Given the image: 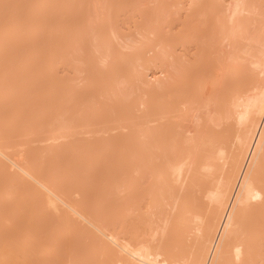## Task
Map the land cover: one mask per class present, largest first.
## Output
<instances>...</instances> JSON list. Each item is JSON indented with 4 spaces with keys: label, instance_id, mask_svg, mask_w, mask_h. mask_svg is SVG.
Here are the masks:
<instances>
[{
    "label": "rangeland",
    "instance_id": "374dc122",
    "mask_svg": "<svg viewBox=\"0 0 264 264\" xmlns=\"http://www.w3.org/2000/svg\"><path fill=\"white\" fill-rule=\"evenodd\" d=\"M14 1L13 0H10V1L0 0V30L3 31V29L5 28L10 30L11 26L12 25L14 26L13 23L17 21V23L15 22L16 23L15 26L19 29H17L16 31L17 32L20 31V34L23 31V35H21L22 38L21 36L19 37L15 36V40L13 38L14 42L16 41L15 44L20 45V48H19V45L17 47L15 46L16 49H14L13 51L19 48L18 51H15V52L20 51V53L17 55L18 56L21 55L20 57L22 60H19V58L18 59L16 58L15 60V58L11 57V59L8 58V61L9 59L11 60V62L13 60H15L14 62L18 60L17 63L21 61L23 65L21 63H18V64H14L13 62L9 63L7 60H6L7 61L6 63L9 64L11 71L12 69L16 71L15 74L17 76L19 75L17 73L20 72V70L16 66L19 67L21 65L22 67L21 70L23 69L24 71V72L21 71V73L24 74V76L20 74L19 78L21 79L22 77L21 79L22 82H24L23 80L25 79L24 78L26 74L25 71H28V72L32 71L30 69L34 70L35 68H38L40 70V71L39 70L37 71V69H35L37 74L35 73V71L30 72L31 73L30 75L34 73V75H37V77L39 76L38 80L40 76L43 75L42 71H44V69L47 70V68H50L48 69L50 70V74L48 73L49 77H47L49 79H47L46 77L40 78L41 79L40 83L36 78L35 79L32 78L34 77L33 75L32 77H30L29 75V77L32 78L30 82L32 80H33L32 82H34L33 84L32 82L31 83L29 82L30 84H32V85L30 84L28 85L32 88V89L30 88L31 90L27 89L30 91V92L28 91L29 95L27 94L26 90H25L26 92H24V90L22 91L21 89H19L22 91L21 93L20 91L16 89L19 95L21 93L22 97H23V93L26 94L24 96H27V97L29 96L28 97L29 101L24 102L26 103L23 109L24 112L21 111L24 103L21 104L19 102H23V100H26V99H23L24 97L17 99L19 100L18 103L20 104L19 105L17 103V106H21V107H18L19 115L17 116H20V119H18L19 118L18 117L17 122L20 123L21 117L23 118L22 119L23 124L21 122V126H19V129L21 130H19V132L17 131L18 129L17 124L19 123H15L16 125L11 127L12 128V131H11L10 126H12L14 122L13 123L11 122L12 123L11 125L10 121H8L7 118L4 119V117H8L10 120V117L8 116V112H10V110L13 113H16L18 111L14 112L15 111L13 110L14 107L12 108L9 105L11 107L10 108L8 106V104H12V103L9 102L7 104L6 101L7 102L9 101V99L7 98L5 99L6 101L3 99L5 102L3 101V103H1L2 105H5L3 109L4 108L5 110L7 108L10 109L9 111L6 110L7 114H5L6 112L5 110L1 109L2 105L0 104V107H1L0 111L3 110V113L2 112L1 113L3 114V116L4 114L7 115L3 117L1 114L0 116H2L4 121L5 120L8 121L6 122V126L9 124L8 125L9 128H8V127H5V123L3 121H0V122H3V123H0L1 125L0 129L3 127L4 131L8 130L7 132L10 131V133L12 134V135L8 134L5 137L4 135L7 133L6 132L3 135L4 137L3 142H0L2 143L0 145V149L3 148L2 150L5 152L4 153L1 150L4 156L0 155V160L1 158L3 159L1 160L2 165L0 166V167H3L1 169L3 170L1 172L3 173L2 176L4 178L7 176V175L4 176V171H6L5 174L7 172L9 173V175L11 174V176L14 174V178L18 176L17 179L15 178V180L17 181L19 179L18 180L19 183L21 180V184L24 181L22 179L26 178L25 180L27 182L30 181L29 183L31 184L29 185L27 184L29 187L25 185V187H27L26 188L27 190L30 188V185H33L34 187V191L32 193L30 192L31 188L28 190L30 193L24 190L25 187L23 190L19 189L21 184L20 186L17 185L18 186L17 188L15 186L11 187L13 184L11 183L9 185L10 182H13L14 184L15 183L17 184V182H15L14 179L11 178L10 176H8L9 180L6 182L7 185H3L4 184L3 182L2 186H0L2 188V189L0 188L1 189L0 212L2 213L0 215V241L3 242V240H5V242L8 241L9 243V235L11 238L13 234L14 240L12 243L10 241L9 245L10 246L14 245L12 246L14 249L10 248L9 250L10 251L12 250V252L15 251L14 254L17 253L16 254L17 256L19 254V257L22 259H27V256H30L29 264L31 263V261H33L31 260V257L33 259L34 256H35L34 261H33L34 264H62V263L64 264L65 261L67 262L70 259L69 257L71 256V253L72 254L75 253V255L73 254V256L71 257L72 259V258H75V256L79 255V254L76 255V253H79V251H80V254H82L81 252H83V254L79 256L81 257V259H78L79 261H77L76 263L79 262V264H83V263L87 264L88 260H89L88 264L97 263L96 259H94L95 257H97V254H95L96 252L95 247L97 248L100 240L101 242H103L102 239L105 240V242H108L106 238L99 235L98 232L95 231L94 229L90 228L91 224L75 216L68 208L63 207L65 210L63 208H62L63 210H61L60 209V207H62L61 204H60L61 206L58 205L59 203L57 204L59 207L55 206L57 207L56 208L57 211L56 209L52 208V206L47 203V200L51 199V196L48 195L49 193H47L46 191H44V189L39 188L37 185H35V183H33V180L21 174L18 168L13 166L10 163V161H15V162L17 161V163H19L21 159V163L19 165L27 167L26 164H28V166L30 165L29 163H27L28 158H31L35 161V164L37 163L36 164L37 166L39 165L38 166L39 168H38L35 164L31 163L36 166V170H37L36 172H34L35 170L32 168L34 167L33 165L32 166L30 165L31 167L29 166L31 170L32 169L34 170V171L32 170L34 173L39 174V172H43V173L45 172V174H40L45 177L46 173L52 175L51 173L52 171L56 174V176L59 175L56 177L58 180L55 179V174L54 176L48 175L49 177L51 178L54 177L55 179V180L54 179L51 180V178H48L49 181L46 182V184L50 183L51 181L54 182V183L51 182L52 183L51 191L57 192L55 190H58L59 188L62 190L61 187L63 186L64 188L65 186L63 191H60V192L58 191V192L60 193V195H62L63 200L69 205L72 204V201L76 202L77 200L81 204L80 200L83 199V202H82L83 205L81 204L83 207L81 206V209L85 208L86 210L83 209L85 212L88 210L87 212L89 213L92 208L97 207L96 209H94L95 211L93 209L91 210L92 212H94L93 214H91L92 212H90L91 216L89 214H85L86 216L88 215V217L90 216V218H93L92 216H94V214L96 213L100 214V212L98 211L101 209L100 208L101 206L103 207L105 206V208L107 207L106 212L102 211L101 209L102 211L101 217L103 218V220L109 219L107 218V216L109 215V217L113 219L112 220L113 223L111 221H107L108 223H106L107 224L106 226H108L109 228L106 227V229L108 231L111 230V232L113 233H119V234L122 233L121 232L122 230L120 231L119 229L120 225L118 224L120 222V219L122 220V217H121L122 211L121 212L119 211L120 205H118V204H121L119 202H121L120 200L122 197V195L120 196L119 194L120 192H118L119 191L118 189H120L121 191V188H123V184H122L123 182L120 183L123 179L121 177L124 174V172L123 174H121V171H124V168H122V165L124 166V163L129 161L133 156H136L137 154V150L135 149V147L137 146V143L136 141H134L136 140V133L138 131L137 128H140L143 125H146L147 123H148V126H151L153 124L152 118H148L150 116L146 118V116L148 115L147 113L148 110L151 111V109L155 110L156 108V107L154 108L151 105L153 104L155 106V103H152V102L156 97L159 96V94L156 91L157 87L154 84L155 83L158 84L159 81L161 82V80L164 81V78H166L167 75H170L172 71H176L175 69L172 70L173 68L171 69L170 66L168 67L166 65L168 68L165 66V64L167 63L166 61L168 59L169 60L172 59V58L170 59L168 56L167 57L165 56L167 55V53L164 52V50L166 49L165 51L168 52V55H169V51L173 52V54L175 53L174 56H172V54L170 53L171 57H173L174 62H175L174 57H176L175 59L176 60L178 59L177 61L179 63L180 62L182 63V65L180 64V66H182V69H180L181 67L178 68L179 63L177 61H176L177 63L176 62L174 63V65L176 64L178 65L176 67L177 73L179 74L178 70H180L181 72L179 75L177 74L178 76L176 74L175 76L181 82V83L180 82L178 83L177 87H179V85L182 86L183 89L179 88V90L180 92L184 91L185 93L184 92L181 93L180 94L181 97L178 96L180 99L182 98V100L176 99L175 101L174 98H176L177 96L170 98V100H167L169 101V103H171V104L167 103L170 105L168 106L170 107L169 109L170 112H168V114L169 113L170 114L174 113V114L168 115V116L166 115L165 121L164 119L159 121L161 124L160 126H163L164 127L163 129L165 130H162V129L160 130L163 135L162 138L160 139L161 141L160 140H158L159 142L157 141L160 145L158 143H154V145L151 148V152H153V156H154L153 158L154 159L157 158V161L159 162L162 161L163 159L162 157H164V159L166 158L170 160V162L173 165L175 161L177 164H181L183 168L182 175L177 181V176L174 175L171 170L165 169V168H168L166 165H164L163 167V165L162 166L159 165L161 162L159 163L156 161L155 162L156 166L154 164V167H152L154 168V172L152 171V168L149 171L151 173V176L154 175L153 177H155L156 180L159 179L161 182L153 180L154 178H152L151 176H148L149 174H146L145 175L146 177L143 176L141 178V176H137V179L135 178L136 180L135 186L137 184L138 185L136 186V188L133 185L131 187L134 191L138 189L136 192H138L140 188L143 189V186L152 185L151 186L152 188L156 187V185L154 184L155 183L154 181H156L157 184L159 183L158 190L161 189L162 191V188H160V186H162L161 184L165 185L163 186L164 187L163 189H165V191L164 193L162 192L163 200H161L162 198L160 197L161 199H156L154 202L156 203L157 206L155 205V209H154L155 217L153 215V218L148 216L147 209L145 210L146 208V205L144 204L145 202H141L142 200L139 201L138 196L133 197L135 195H134V191L131 192L132 191L131 187H130L131 190H128L129 192L127 191V193H130V192L131 194L133 193L132 195L130 194V196L133 199L129 197L131 198L129 200L130 202L128 201V199L127 201L129 202V204L131 203L130 204L131 206L134 205L133 207L135 208L134 210L135 212H133L134 216L132 217L135 219V222L137 221L136 223L133 222L135 225L132 224L131 229L134 228L133 232L136 230L135 231L136 233L134 232L135 235L137 234V230L143 233V237H142V233H140L141 234L140 235L138 232L136 240L138 241L142 239L148 240L150 245L152 244L153 246H155V243L158 242L156 239L158 238L154 239L155 241L150 238L151 232L149 230L150 229L152 230L154 226H156V225L152 226V223L153 222H154L153 224L157 223L159 219V222H158L159 224L157 225L162 226L163 222H165L167 217L172 213V210L174 212L175 207H172V206L178 205L177 206L178 208H175V209L181 210V206L182 205L184 206V204L181 205L180 203L186 201L185 196L192 194V196L195 197L199 195V192L196 191L197 188L195 187L204 178L203 173H199V171L201 172L200 166L202 162H204L205 152L207 149H209L207 148L209 147V144H210L209 141L211 142L213 140L211 139L212 136L214 137L216 135H219V133L221 134L224 133L223 131L227 128L226 126L229 124V121H230V120L226 121V119H222L225 113L229 111L226 109L227 107H225V105L227 106L228 104V109L230 108L229 103L231 102L230 99H232L230 95L232 96L234 95V92L236 93L235 85L237 84V82H239L240 77L243 78V74L245 75H247L246 73L251 74L252 72L251 70H254V69H251V67L252 68L254 67L250 59L251 55H253V52L250 55L249 54L250 51L246 50V49H249L248 45H251L253 47V45L257 43V45H254V46L259 47L260 48L259 50H262V51L264 49L263 46L260 47L261 38L259 42L250 40V38L252 39L257 38L258 37L257 34L260 32L258 31V33L256 34L257 37H255L254 33L257 31L254 32V29H257V26L260 23L259 20H260L261 14L259 13H261V11L264 9V7H262L264 6V0L262 1L258 0L259 1L258 6L261 4L260 7L255 6L257 5V0H246L248 4L246 2L245 4H247L248 7L245 6V8H248L249 10H251L252 8L254 10L255 7H257L255 11H258V13L252 12L253 10H251V13L249 12L246 13L247 10L244 13L242 12L243 14L241 16L239 15L240 16L239 19L237 17L238 22L240 24L239 28H238V25L235 24L236 27L233 29V33L235 31L237 35L233 34L231 37H229L231 35V32H230V34L227 36L229 38L226 37L227 39L222 38L223 36H219V34L217 33L218 32L217 28H219L218 24L220 20L219 22H217L218 21L217 20L214 23L213 21L215 20V16H216V19L221 18L222 20L221 23L225 22L223 25H226V27L225 26L224 27L227 30H228L227 26L229 27L230 25L231 26L233 25L231 23L227 25V23H229L228 22L229 12H226V10L228 9L227 6L229 7V5L232 3V0H222V2L220 0L221 4H219V2L217 3V1L219 0H216V1L208 0L207 3L209 6H211V9L213 8V6L215 7V9L211 11L213 13L215 11L218 13L216 14L215 12L214 14L212 13L213 15L210 14V18H211L210 24L202 23L203 26L202 25L200 26L201 23L198 22V21L204 20L203 17H198V18L194 17L196 19L191 17L192 16L191 13L193 10V7L191 8V6L193 5L192 3L193 0L192 2L191 0H101V1L98 0L99 2H101L99 5L103 4L102 6H98L99 2L97 3V0H45V4H46L45 9L47 10L43 9L44 11L40 10L45 6V4L41 3L44 0L43 1L40 0V2L39 0H24V1L22 0L23 3L20 0H18L20 3H18L17 0H14ZM212 2H214L215 4H212ZM40 3L44 6H41ZM21 4L23 5V7L21 6ZM18 5H19V8L17 7ZM20 7H22L21 10H18L20 9ZM41 11L43 12L47 11L46 12L47 15L43 13V17L40 16L43 19H40V21L38 20L39 21L38 23L37 19H39L40 17L39 15L37 16V14L39 13L41 15ZM262 13L264 14V10L262 11ZM44 17H48V20L45 19ZM257 19L259 20L257 21ZM42 20H47V22H45L47 24H45ZM196 20H197L198 25H196ZM19 22L20 23L22 22L21 23L22 26L20 25ZM34 22H37V24L39 25L37 27H39L40 29L42 26L44 27V29L46 28V32L43 29V27L41 29L42 32L39 31V29L34 30L33 27H35L34 25H36V23ZM40 22H42V25L40 24ZM257 22L259 23L256 24ZM215 23L216 24L218 23L217 27ZM221 23L219 25H221ZM43 24H45L46 26ZM194 24L197 26V29L199 30H196V35L198 36L194 37V40H193L191 36L192 34L191 30L193 29ZM204 24L207 25V27H205L206 29H208V25H210L209 30H206L204 28ZM30 26H32V28H30ZM213 27H215L216 29ZM15 29L12 28L11 29L12 31L10 30L9 32L8 30L6 31L4 30V32L0 31L3 34V36L6 37L5 45L7 46H4L3 43L2 45L5 47V49H9V50H6L8 51L6 52V54L7 55L10 54L9 57L13 55L16 56V53L14 54V52H10V49L12 48L14 44L12 43L13 40H10V38L12 39V37H14V34L19 35V33L17 34L14 32ZM215 30H217V32ZM203 31L204 32L207 31V33L205 32L204 34ZM112 32H113V35H112ZM185 32L187 35H184ZM197 32H199V34ZM115 33L117 34V36L115 35ZM216 33L217 35H215ZM201 34H203V37ZM189 35H190L189 38H191L192 40L191 39L188 40L189 39L188 37H187L188 39L186 38V36H189ZM210 35L214 37L211 38ZM3 36H1L0 42L1 41L4 42L3 39L5 38H3ZM207 36H209V38L211 39H208ZM218 36L220 39H218ZM233 36L235 37L233 38ZM184 37L186 38L188 42L184 39ZM18 38L20 40L17 42L16 39ZM199 40H200V43H199ZM253 42L255 43L253 44ZM197 43H199L200 45L199 44L197 45ZM178 44L181 46H179ZM2 45L0 43V51H5L3 50ZM174 45H177V46L174 47ZM42 46H43V49L45 47L47 51L44 50V52H42L43 51L41 49ZM182 46H184L185 49ZM245 46H247V48ZM169 47H171L172 49H170ZM257 47L256 49L255 47H253L254 48L253 51H256ZM168 48H169V51H168ZM182 51L184 52V54ZM45 52L47 56L46 54L44 55ZM2 53L4 52H1L0 54ZM180 53L183 56H181ZM41 54L43 57L46 56L48 58V61H49V64H48L49 66L47 65L48 67L44 63L46 61L41 56ZM7 55H5L4 53V56L3 55L2 56L7 58ZM3 57H0V58H2V60L4 61L5 59H3ZM248 59H249V62H248ZM2 60L0 59V62ZM161 60H163L164 62ZM169 63L170 62H168L167 64L169 65ZM1 64H5V63H1ZM1 66L3 65H0V67ZM12 66L16 67L18 71L16 70V68H13ZM40 67L42 68L45 67V68L42 70ZM1 68L2 69L4 68L3 70L6 69L5 71H7L8 65H7V68L6 66H3ZM169 68L172 71L168 70ZM4 72L1 73V75L4 76ZM9 72H8V75L6 74L5 77L7 76L10 78L12 77L11 72L10 73ZM28 72L27 74H29ZM38 72H41L42 75L40 73L38 74ZM165 73H167V75ZM48 74L47 75L45 74V75L48 76ZM16 75L13 74V76H16ZM171 76H174V75H170L168 77H171ZM5 77H3V79H5ZM17 78L18 77H16L15 79L13 78L14 79L13 82L15 83L19 82L18 84H20V80L18 79L19 80L18 81ZM6 79H5V83L10 85V82H12V78L11 80L9 79L10 81L8 80L9 83L6 82ZM2 80H0V84L3 82V84L1 85L5 86V83ZM26 80L24 83H22V84H25V87L23 86L25 89H26V85L28 82ZM36 82L37 84H35ZM142 82L143 84H146L147 82V85H146L147 88L146 86L142 84ZM48 83L55 84L53 85L54 90L53 88H49L48 90V86L46 87L47 88L46 91L43 90L45 89L44 86ZM56 83L60 86V88H58V91L56 90V87H57ZM22 84L19 87H22ZM34 84L36 85L37 89L36 88L33 89L32 86ZM38 84L39 86H37ZM42 85L44 88L42 87ZM48 85L50 86V84ZM10 86L9 87L5 86L4 87L5 91L3 88H2L3 90L0 89V94H2L0 95V97L3 98V96L7 97L10 95V98H12L11 95H13L14 97V95L17 94L16 97H14V99L17 98L18 93L16 92V90H14L16 93L14 92L12 94L9 93ZM143 86L145 89H143ZM50 87H52V84ZM233 87L234 89L232 90ZM15 88L13 87V89ZM40 88L41 89L43 88V89L41 90ZM33 90H34V94L36 92L38 93L39 90H40L39 91L40 93H38L39 94L38 100L35 99L37 101L36 103L33 104V107H29V105L32 103L31 100L32 99L34 100V96L38 95V94L32 95ZM179 90H178V93H179ZM2 91L3 93H1ZM12 91L10 90V92ZM6 93H9V95ZM69 94H72V95L69 96ZM152 95H154L155 97H152ZM36 96L35 98H37ZM149 97L150 99L147 100V98ZM171 99L174 100V103H172ZM10 100L14 101L13 98ZM146 100H147V104L144 103L145 105H143V102H146ZM180 101H182V103ZM184 101L187 104H185ZM188 101H191V102L188 103ZM14 102L12 106H16ZM149 102H151V104ZM190 103L192 104L190 105ZM180 104H181V107L179 108ZM176 106H178V109L176 108ZM185 106H187V108H185ZM25 108H28V109L26 110ZM185 109L186 111L188 110V113H186ZM174 111L175 112L179 111L180 114H177ZM223 111H225V113H223ZM143 112L145 114H143ZM63 115H65V117ZM61 116H63L61 118L62 123L64 120L65 121L67 120L66 121L67 123L65 122L64 123L66 124L65 128L67 127L66 129L68 130L64 128H63L64 130L61 129L62 127H60V123H59L61 122L60 120ZM11 117L13 116L11 115ZM141 117H142V120L140 119ZM46 119H50L51 121L47 120V122L48 121L50 122L49 123L46 122L44 124L43 122ZM217 119L225 120L226 122L222 123L221 120L218 122ZM68 121H69V125H68ZM55 122H56V125H55ZM159 122L157 123V125L159 124ZM161 122L163 123V125ZM196 122H199V123L197 124ZM216 123L217 125H215ZM218 123L219 125L220 124L221 125L219 126ZM231 123L233 122L230 121V125ZM46 124H48V126H46ZM138 124H142V125L141 126L139 125L138 127ZM196 124H197V128H196ZM223 124L225 125L224 127H226L225 129L223 128ZM198 125H199V129H198ZM15 126H16L15 128L16 130L13 129ZM194 126H195V129L197 130L193 128ZM59 127H60V130L55 131V129ZM3 128L1 130H3ZM1 130H0V134L3 133L1 132ZM13 130L15 131L13 132ZM22 130H26L27 132H23ZM69 130H72V131L71 133H66V138H65L64 134L66 131L68 132ZM191 131L192 132L195 131V132L191 133ZM56 132L59 138L58 136H55L56 138H54V135H56ZM62 135H64V138ZM60 137L63 139H60ZM205 142L209 143L208 146L205 145ZM21 143H22V146L26 145L25 149L29 153L28 154L29 157L27 156V154L26 155L24 154L25 149H21V145H20ZM154 147L156 150H158V152L154 151ZM23 156L25 157L27 156V158L23 159L24 158ZM17 157H19V159ZM172 158L175 161H173ZM202 158H203V161L201 160ZM22 160H24L26 163L23 162ZM122 162L124 163L122 164ZM40 163L42 164L40 165ZM157 166L158 168H160V170L156 168ZM29 167L27 169H29ZM45 167L47 168V170H41V171L39 170L41 168L46 169ZM48 169L50 171H48ZM163 169L166 170V172L165 170L164 172L163 171L161 172L164 174V176L162 174L159 175V171ZM155 172L159 175V177L157 175L158 179L155 176ZM40 175L37 176V174H35L34 176L40 177ZM48 176L46 175V177ZM59 177H64V182L66 180V182L69 185V186L67 185L68 188H66V184H67L66 182H65V185L64 184L63 185L61 184L62 186L59 185L61 182L60 179H62ZM163 177L166 178V179L165 178L163 179L165 184L161 180ZM5 179H7V177ZM140 179H142V181H144L146 184L145 183L142 184V181H141V184L139 186ZM150 179L153 181H151ZM119 180L121 181L119 182ZM26 181L24 184H26ZM137 181L139 183H137ZM54 184L57 187L54 188ZM119 184H122L121 185L122 187ZM3 186H6V187H3ZM14 187L18 190H22L18 192V194L20 193L19 196H17L18 195L16 193L17 190H15ZM47 187H50L49 184L47 185ZM51 187L49 189H51ZM35 189L37 190L36 192H35ZM4 191H6V193ZM27 192L29 195L33 194L34 196L30 195L31 197H28L27 195H25V193ZM62 192L65 194L64 195L61 194ZM41 194L44 197L43 199L40 198L42 196ZM14 195L15 197H13ZM64 197L67 200L69 199L68 200L69 202L65 200ZM41 199L42 201L39 202L40 204L39 203L36 204L37 201ZM70 200H71V203H70ZM135 200H137L138 203H141V204H135L137 203V201ZM75 202L73 203L75 204ZM41 203H45V204L42 205ZM142 203L144 206L142 205ZM15 205H17V208H15L16 207ZM77 205H75L76 207L74 205L72 206H74V208L77 209L79 208ZM39 206H43V207L40 208ZM139 206H140V209H138ZM15 209H20V213L22 214L19 215L20 213L18 212L19 211L18 210L17 216L8 218L6 216L7 214L6 212H9L10 214V212L12 211V213L14 212L13 215L14 214L16 215L17 212L15 213L14 211ZM45 209H48V211L47 210L45 211ZM58 209L61 212L64 211L63 216H59L60 214L62 215V213H60ZM97 209L98 211H96ZM66 211L69 214L70 213L71 214L69 215L67 213L66 215ZM143 212L144 214H147V215H144ZM56 214L59 217L58 218L56 216L58 219L55 218ZM103 215L105 218L103 217ZM65 216L71 219L70 222L68 219V222L70 223L69 225L67 224L68 222ZM170 216L168 218H170ZM76 217L80 220H78ZM98 217L96 218L98 221H100ZM147 217L150 218L149 222H147L148 221ZM102 218L99 224H102V221H103ZM64 219L66 221V222L64 221L65 224L63 222ZM116 219L117 221L115 223L114 220ZM138 219L140 220L139 222H138ZM145 220H146L145 223H148L147 225L149 226H145V224L143 223ZM58 221L60 223H58ZM94 221L95 220H93V222ZM132 221L134 220H131V222ZM150 222L151 224H149ZM120 223H121V226H123L122 221ZM56 224L63 225V227L59 225V228L61 226L63 229L62 234L60 232V236L58 234L59 233L58 231L62 229H59V228L57 229ZM64 225L67 227H65ZM70 225L72 226L71 229L74 227H77V231H76V228L74 229L75 231L74 230L70 231V233L72 232L75 234L71 233L72 235L68 236L69 240L67 239L64 240V237H65L64 234H66V231H67V235H68L69 233L68 226ZM11 226L12 227L14 226V230L17 232L14 231L16 233L15 234L12 231V233L11 234L9 233L8 235L7 233L9 232L8 229L10 228V232L11 230H13ZM138 226L140 228H138ZM103 227L105 228V225ZM141 227L144 229H141ZM179 227L180 226H178V228ZM26 229H29L30 231L28 230L27 232ZM122 229L125 231L124 227H122ZM114 230L115 231L117 230V232H115ZM174 230L177 231L178 229L175 228ZM35 231H36V234L39 236L38 238L35 235L34 238L37 237V240H34L33 238H31L30 235L26 236L29 233L31 234V232H32V235L34 236ZM124 231H123V234L120 235L121 238L122 236L123 238L127 237V233L124 236ZM130 231L131 233H133L132 230ZM24 232H26L27 234H24ZM22 235L23 236L25 235V237L23 238ZM67 235L65 238H67ZM139 236L140 238L137 239ZM21 237L23 238V240H21ZM27 239L29 240L27 241L28 245L22 242V241L25 242ZM30 240L33 242H31ZM1 242H0V245L2 244L1 245L2 248L6 245L4 249H8L9 245H7V242L5 243V245ZM28 242L29 243L31 242L30 244L34 246H31ZM35 242H38V244H36ZM97 242H98V245H97ZM101 242L100 244H102ZM108 244L110 243L108 242ZM108 244L105 243V245H108ZM24 246L27 247L25 251H24L25 249ZM28 248H29L30 253H32L31 255H28L30 254L28 251ZM165 248L163 246L164 250L162 251H167V246H165ZM32 249H34V255H33V252H31ZM72 249L74 252H71ZM75 249H77L78 251ZM26 251L27 253H25ZM66 251L69 252L70 256L66 257V255H69V254H65L67 253ZM0 252H2L3 254L4 250ZM20 252L23 254H21ZM24 253L27 256H25ZM16 255L15 257H17ZM83 255H85L86 257L85 256L83 257ZM64 256L68 259H64ZM87 256L89 259L87 258ZM59 257L60 259H64V260L58 261ZM13 259H16V258H13ZM81 260H82V263H80ZM15 261L17 262V260H13V261L11 260V262H14L13 264H16ZM93 261L95 262L93 263Z\"/></svg>",
    "mask_w": 264,
    "mask_h": 264
},
{
    "label": "bare ground",
    "instance_id": "6f19581e",
    "mask_svg": "<svg viewBox=\"0 0 264 264\" xmlns=\"http://www.w3.org/2000/svg\"><path fill=\"white\" fill-rule=\"evenodd\" d=\"M8 1H10V0H8ZM14 1V0H13ZM18 1V0H17ZM20 1H22V0H20ZM24 1V0H23ZM23 1H22V3H23ZM43 1V0H42ZM101 1V0H100ZM213 1V0H212ZM216 1V0H215ZM214 1V2H215ZM262 1V0H261ZM12 2V1H11ZM15 2V1H14ZM38 2V1H37ZM39 2H40V0H39ZM47 2V1H46ZM99 1L97 0V3H98ZM191 2H192V0H191ZM208 0H193V5L191 6V8L193 7V10H192V16L191 17H203L204 18V20H201V21H203V22H201V21H198V22H200L201 24H200V26L202 25L203 26V24L202 23H205V24H210V21H211V18H210V14H212L213 12L211 11V10H214L215 9V7L213 6V8L211 9V6H209L208 5ZM211 2V1H210ZM214 2H212V4H215ZM219 2V4H221L220 3V0L219 1H217V3ZM221 2H222V0H221ZM223 2H225V1H223ZM245 2H246V0H232V3L229 5V4H227V5H229V7L227 6V10H226V8H225V10H226V12H229L228 14H229V23H227V25H229L230 23L231 24H233L232 26L230 25L229 27L227 26V28H228V30L225 28L226 27V25H223L224 23H221L222 22V20H221V18L219 19V18H217L216 19V16H215V20L213 21V23L214 22H216L217 20V22H219V20H220V22H219V24L221 23V25H219L218 23V26H219V28H217L218 29V32H217V30H215L218 34H219V36H223L222 38H224V39H227V38H229V37H231L233 34H235V35H237L236 34V32L234 31V33H233V29L236 27L235 26V24H237L238 25V28H239V22H238V19H239V17L247 10V12L246 13H251V10H253L252 8H251V10H249L248 8H245V6H247L248 7V3L247 4H245ZM259 1L257 0V5H255V6H258V3ZM16 3V2H15ZM18 3H20L19 1H18ZM41 3H43V4H45V0L43 1V2H41ZM40 3V4H41ZM101 2H99L98 3V6H102L103 4H101V5H99ZM39 4V3H38ZM211 4V5H212ZM13 5V4H12ZM15 5V4H14ZM261 5V4H260ZM260 5L258 6V7H260ZM21 6L23 7V5L21 4ZM41 6H44V5H42L41 4ZM40 6V7H41ZM14 7H16V6H14ZM13 7V8H14ZM18 8H19V5L17 6ZM22 7H20V9H18V10H21V8ZM262 7H264V6H262ZM46 8V4H45V6L42 8V9H40V10H47V9H45ZM250 8V7H249ZM256 8L257 7H255V9L252 11V12H257L258 13V11H255L256 10ZM15 9V8H14ZM102 9V8H101ZM223 9V8H222ZM43 10V11H44ZM259 10V9H258ZM264 10V9H263ZM262 10V11H263ZM43 11H41V15L38 13L37 14V16L39 15V17L41 16V17H43V13H45L46 14V12H43ZM218 11V10H217ZM262 11H261V13H259V14H261V17H260V20L259 19H257V21L259 20V22H257L256 24H258V26H257V29H254V32L255 31H257V32H255L254 34H255V37H257V38H254V39H252V38H250V40H254V41H260V38H261V44L260 43H258V44H260V47H262L263 46V48H264V45H263V43H264V14L262 13ZM40 12V11H39ZM216 12V11H215ZM214 12V13H215ZM223 12V11H222ZM225 12V13H226ZM243 12V13H242ZM213 13V14H214ZM218 12H216V14H217ZM212 14V15H213ZM215 14V15H216ZM47 15V14H46ZM240 15V16H239ZM258 15V14H257ZM39 18V19H37V17H36V19H37V21L39 20L40 21V19H43V18ZM237 17H238V19H237ZM45 19H47L48 20V17H44ZM189 18V17H188ZM259 18V17H258ZM194 19H196V18H194ZM193 19V20H194ZM47 20H42L44 23L45 22H47ZM236 20V21H235ZM39 21H38V23H39ZM16 23H17V21H15ZM13 23L14 24V26L16 25V23ZM193 22V21H192ZM208 22V23H207ZM235 22V23H234ZM20 23V22H19ZM22 23V22H21ZM21 23H20V25H21ZM34 23H36V25H34L35 27H33V29L34 30H38L39 29V31H41L42 32V27H41V29L39 28V27H37V26H39L38 24H37V22H34ZM191 23V22H190ZM194 23V22H193ZM192 23V24H193ZM40 24L42 25V22H40ZM45 24H47V23H45ZM45 24H43V25H45ZM188 24H189V22H188ZM191 24V25H192ZM204 24V28L205 27H207V25H205ZM216 24V23H215ZM217 24H216V27H217ZM254 24H255V22H254ZM261 24V25H260ZM196 25H198V23H197V20H196ZM195 24H194V26H193V29L191 30V36H192V38H193V40H194V37H196V36H198V35H196V30H199V29H197V26H196ZM260 25V26H259ZM13 26V25H12ZM11 26V28H10V30L13 28V29H15V33H19V35H16V34H14V37H12V36H10V37H12V39L10 38V40H13V38H14V40H15V36H21V35H23V31L21 32V34H20V31H16L17 29H19V28H17L16 26H15V28H14V26L12 27ZM22 26V25H21ZM20 26V27H21ZM46 26V25H45ZM215 26V25H214ZM225 26V27H224ZM10 27V26H9ZM19 27V26H18ZM8 28V27H7ZM30 28H32V26H30ZM35 28H37V29H35ZM200 28V27H199ZM209 28H210V25H208V29H206V30H209ZM213 28H215V27H213ZM32 29V30H33ZM43 29H44V27H43ZM216 29V28H215ZM4 30L6 31V30H8V32L10 31L9 29H3V31L2 30H0V31H2V32H4ZM31 30V31H32ZM33 30V31H34ZM45 30V32H46V28L44 29ZM43 30V31H44ZM12 31V30H11ZM190 31V30H189ZM252 31H253V29H252ZM258 31H260L259 33H258ZM25 32V31H24ZM44 32V33H45ZM200 32V31H199ZM199 32H197L198 34H199ZM206 33H207V31H205ZM205 32L203 31V33L205 34ZM230 32H231V35L229 36V37H227L229 34H230ZM189 33V32H188ZM202 33V32H201ZM214 33V32H213ZM217 33L215 34V35H217ZM260 34V35H258V34ZM2 33L0 32V38H1V36H3V34L1 35ZM5 34H6V32H5ZM11 34V33H10ZM12 34H13V32H12ZM11 34V35H12ZM183 34V33H182ZM212 34V33H211ZM256 34H257V36H256ZM7 35H8V33H7ZM112 35H113V32H112ZM111 35V36H112ZM115 35L117 36V34L115 33ZM184 35H187L186 34V32H185V34ZM202 35V37H203V34H201ZM200 35V36H201ZM6 36V35H5ZM199 36V37H200ZM211 36V35H210ZM219 36H218V39H220L219 38ZM9 37V36H8ZM8 37H7V39H8ZM189 38L190 37V35L189 36H186V38ZM212 37H214V36H211V38ZM227 37V38H226ZM235 36H233V38H234ZM3 38H5V39H3L4 40V42L3 41H1L0 43H1V45H2V43H3V45L4 46H7V45H5V41H6V37H4L3 36ZM21 38H22V36H21ZM186 38L184 37V39L186 40ZM187 38V39H188ZM207 38L208 39H211V38H209V36H207ZM191 38H189L188 40H190ZM199 39H201V38H199ZM217 39V38H216ZM259 39V40H258ZM1 40V39H0ZM14 40L12 41V43H16V41L14 42ZM17 40V42L20 40L19 38L18 39H16ZM192 40V39H191ZM203 40V39H202ZM204 40H205V38H204ZM187 41V40H186ZM195 41H196V39H195ZM8 42V41H7ZM6 42V43H7ZM188 42V41H187ZM192 42V41H191ZM191 42H189V43H191ZM20 43H21V41H20ZM180 43V42H179ZM199 43H200V40H199ZM199 43H197V45L199 44ZM255 42H253V44H254ZM13 44V46H12V51H11V49H10V52H14V54L16 53V56H14L12 53V55L13 56H10L9 57V55H7L6 54V52H8V51H6V50H9V49H5V47L3 46V50H5V51H0V53L1 52H4L5 53V55H7V58L6 57H3L4 56V53H2V54H0L1 56L0 57H3V59H5L4 61L2 60V58H0L2 61L0 62V65H3V66H6V68H7V65H8V68H7V71H5V70H3L1 67H3V66H1L0 67V78H2L3 79V77H5L6 76V74L8 75V72L10 71L11 72V75H12V82H10V85H8L7 83H5V79L6 78H8V79H6V82H8L9 83V81L11 80V78L10 77H5V79H0V80H2V81H4V83H5V86H10V90L12 91V92H10V90H9V93L10 94H12L13 92L14 93H18V91H20L21 93H22V91L24 90V92H26L27 91V94L29 95V93H28V91L29 90H31L32 88L30 87V86H28L31 82H30V80L32 79V78H36L37 80H38V77H37V75H34V73H32V75L34 76V77H32V75H30L31 73L30 72H34L35 71V73L37 74V72H36V70L35 69H37V71L39 70L38 68H35L34 70L33 69H30V70H32V71H30V72H28V71H25V79L23 80L24 82H25V80L26 81H28L27 82V85H26V89L24 88L25 87V84H22V83H24V82H22V77H21V79L19 78V76H20V74L22 75V76H24V74H22L21 73V71H23V69L21 70V65L18 67V66H16L19 70H20V72H18L17 74H19L18 76L15 74V72L16 71H14L13 69H12V71L10 70V67H9V64L8 63H6L7 61H8V58H10L11 59V57L12 58H15V60H16V58L18 59L19 58V60H22L21 59V55L20 56H18L17 54H19L20 53V51L19 52H15V51H18V49L20 48V45L19 44H15L14 45ZM202 44V43H201ZM252 44V45H253ZM19 45V48H17V50H15V51H13L14 49H16V47ZM179 45V44H178ZM200 45V44H199ZM254 45H257V43L256 44H254ZM253 45V47H255V49H256V47L257 46H254ZM16 46V47H15ZM175 46H177V45H174V47ZM179 46H181V45H179ZM249 46V49H246V50H249L250 51V55H251V53L253 52V55H251V57H250V59H251V62H252V64H253V67L254 68H252L251 67V69H254V70H249L250 72H251V74H248V73H246L247 75H245V74H243V78H241L240 77V80H239V82H237V84L235 85V83H234V85L236 86L235 87V91H236V93L234 92V95H230V97L232 98V99H230L231 100V102L229 103V105H230V108L228 109V104H227V106L225 105V107H227L226 109L227 110H229V111H227L226 113H225V111H223V113H225V115H224V117L222 118V119H226V121H232L233 123H231V125H230V121H229V124L226 126V127H224L225 125L223 124V128L225 129L223 132L224 133H219V135H216V136H212L211 137V139H213L211 142L209 141V143H207V142H205V145H207L208 146V144H209V147H207V148H209V149H207L206 150V152H205V156H204V162H202L203 161V158L201 159L202 161V164H201V166H200V170H201V172L199 171V173H203V180L202 181H200V183L199 184H197V186L195 187V188H197V192H199V195L198 194H196V195H198V196H195V197H193L192 196V194L191 195H188V196H185V199H186V201H184L183 199V201L184 202H181L180 204L182 205V204H184V206L182 205H180L181 206V210H176L175 208H178L177 206H172V207H175L174 208V212H173V210H172V213H173V215H172V213L170 214V215H172V216H170V218H168L167 217V219H166V221L165 222H163V225L162 226H158L157 224H159L158 222H159V219H158V222L157 223H155V224H153L154 222V220L157 218H155L152 222V226L153 225H156V226H154V228L151 230H149L151 233V235H150V238L151 239H156V238H158V239H156L158 242L157 243H155V246H153L152 244L150 245V243H149V241L148 240H136V237H137V235H138V232H139V230H137V234L135 235V233L133 232V229H131L132 227H131V225L132 224H134L133 222H135V219L132 217V216H134V213L133 212H135L134 210H135V208L133 207L134 205H130L129 204V200L132 198L131 196H130V194H131V192H133L134 190L132 189V185L136 188V186L138 185L137 183H139L138 181H137V185L135 186V178L137 179V176H141V178L143 177V176H145L146 174H149L148 176H151V173H150V171L149 170H151V168L152 167H154V164H155V166H156V161H157V158H153L154 156H153V152H151V148H152V146L154 145V143H158L159 141L158 140H160L161 138H162V133H161V129L162 130H165V129H163L164 127L163 126H160L161 124H160V122L159 121H161L162 119H164V121H165V117H166V115L168 116V115H172V114H174V113H172V114H168V112H170L169 111V109H170V107H168V106H170L169 104H171V103H169V101H167V100H170V98H172V97H176V98H174L175 99V101H176V99H178V100H182V98L180 99L179 97H181V93H183L184 91H182V92H180V90H179V88L180 89H183V87L182 86H180L179 85V87H177L178 86V83L180 82L177 78H176V76H175V74L177 75L178 73H177V64L176 65H174V63L178 60H176L175 58L176 57H174V60H175V62L173 61V57H171V55H170V53L172 54V56H174V54H173V52H171V51H169V48L170 49H172L171 47H169L168 48V51H169V55H168V52L167 51H165L164 49V52H166L167 53V55H165L166 57L168 56L171 60H169L168 58V60L166 61L167 63L168 62H170L169 63V65L166 63L165 64V66L167 65L168 67L170 66L171 67V69L172 70H176V71H172L170 68L168 69V70H171L170 72H171V74L170 73H168V74H170V75H174V76H171V77H168V76H170V75H167V73H165L166 75H167V77L166 78H164V81L163 80H161V82L159 81V83H158V81H157V83L158 84H154L156 87H157V93L159 94V96L158 97H156L154 100H153V102L152 103H155V106L153 105V104H151V102H149L154 108H155V110H153V109H151V111L150 110H148L147 111V113H148V115L146 116V118L148 117V116H150V117H148V118H152V122H153V124L151 125V126H148V123L146 124V125H143L142 127H140V128H137L138 129V131H137V133H136V140H134V141H136V143H137V146L135 147V149L137 150V154H136V156H133L129 161H127L126 163H124V162H122V164L124 163V166L122 165V168H124V171H121V174H123V172H124V174L122 175V177L121 178H123L122 179V181L121 180H119V182L120 183H122L123 184V188H121V191H120V189H118L119 191L118 192H120L119 194H120V196L122 195V197H121V202H119V203H121V204H118V205H120V212L122 213V220L120 219V222L122 221V225L123 226H121V223L119 222L118 224L120 225L119 226V229H120V231L122 232V233H113V232H111V230L110 231H108L107 229H106V227H108V226H106L107 224L106 223H108L107 221H111L112 222V220L113 219H111L110 217H109V215L107 216V218H109V219H104L103 220V218L101 217V213H102V211H107V207L105 208V206L103 207V206H99L101 209H102V211H101V209L98 211V209L96 210V211H98V212H100V214L99 213H96V214H94V216H92L93 218H90V212H92L91 210L93 209H96L97 207H95V208H92L91 210H90V212L88 213L87 211V213L83 210V209H85V208H82L81 209V206L83 205V199L82 200H80L81 201V204H80V202L78 203L77 201V203H78V205H77V203L75 202V201H72V204H68V203H66L64 200H63V197H62V195H60V191H63V189L65 188V186H64V188H63V184L65 185V182H66V180H65V182H64V177H59V178H62V179H60V181L61 182H63V183H61L60 181V184L59 185H61L60 187L62 188V190L59 188V186H58V190H55V191H59L58 193L57 192H53V191H51L52 190V183H54L53 181H51L50 183H47L46 184V182H48L49 180H48V178H51V177H49L48 175H50V176H54V172H52L51 171V173H52V175L51 174H48V173H46V175L48 176V177H46V175H45V177L43 176V175H40V174H45V172L43 173V172H39V170L41 171V170H47V168L46 169H44V168H41V169H39L38 170V172H39V174L38 173H34V172H36L37 170H36V164H35V161L33 160V159H31V158H28V161H27V163H29L31 166L33 165V164H35V165H33L34 167H32L33 169V171L31 170V166L29 167L28 166V164H26V166L27 167H24V166H22V165H19L20 163H21V159H20V162L19 163H17V161L15 162V161H10V163L13 165V166H15L16 168H18V170H19V172L21 173V174H23V175H25V176H27L28 178H30L31 180H33V183H35V185H37L39 188H42V189H44V191H46L47 193H49L48 195H50L51 196V199H48L47 200V203L49 204V205H51L52 206V208H54V209H56L57 207H59L58 205H62V207H60V209L61 210H63L65 207L66 208H68L75 216H77L78 218H80V219H82V220H84V221H86V222H88L89 224H91V227L90 228H92V229H94L95 231H97L98 232V234L99 235H101V236H103L104 238H106V240L110 243V244H108V242H105V240H103L102 239V241L103 242H101V240L99 241V245H98V242H97V248L95 247V249H96V252H95V254H97V257H95L94 259H96V262L97 263H95V264H264V49H263V51L262 50H259L260 48L259 47H257V50L256 51H253L254 50V48L251 46V45H248ZM259 46V45H258ZM15 47V48H14ZM182 47H184V46H182ZM199 47V46H198ZM246 48H247V46H245ZM252 49H251V48ZM8 48V47H7ZM41 49L43 50L42 52H44V50H46L47 51V49L44 47V49H43V46L41 47ZM184 49H185V47H184ZM179 50V49H178ZM177 50V51H178ZM243 50V49H242ZM38 51V50H37ZM41 51V50H40ZM39 51V52H40ZM245 51V50H244ZM38 52V53H39ZM163 52V53H164ZM179 52V51H178ZM183 52V51H182ZM162 53V54H163ZM246 53H248V52H246ZM46 54V52L44 53V55ZM183 54H184V52H183ZM3 55V56H2ZM40 55V54H39ZM109 55V54H108ZM180 55H181V53H180ZM244 55V54H243ZM18 56V57H17ZM28 56H30V55H28ZM41 56H42V54H41ZM46 56H47V54H46ZM46 56H42L43 58H44V60L46 61V62H44L45 64H46V66L49 64V61H48V58L46 57ZM181 56H183V55H181ZM163 57V56H162ZM165 57V58H166ZM245 57V56H244ZM47 58V59H46ZM248 58V57H247ZM9 59V63L11 62V60ZM246 59V58H245ZM7 60V61H6ZM13 60V59H12ZM15 60H13L12 62L14 63V64H18V63H21L22 64V62L20 61V62H18L17 63V61L16 62H14ZM164 60V59H163ZM163 60H161V61H163ZM180 60H181V58H180ZM179 60V61H180ZM253 60V61H252ZM48 61V62H47ZM11 62V63H12ZM164 62V61H163ZM178 62V61H177ZM176 62V63H177ZM245 62V61H244ZM248 62H249V59H248ZM1 63H5V64H1ZM43 63V62H42ZM179 63V62H178ZM13 64V65H14ZM180 64L182 65V63L180 62L179 63V66H178V68H180V69H182V66H180ZM23 65V64H22ZM10 66H11V64H10ZM43 66H44V64H43ZM45 66V67H46ZM49 66V65H48ZM47 66V67H48ZM164 66V65H163ZM166 66V67H167ZM13 67V66H12ZM16 67H13V68H16ZM25 67V66H24ZM23 67V68H24ZM45 67H40L42 70L45 68ZM167 67V68H168ZM16 68V70L18 71V69ZM9 69V70H8ZM48 69H50V68H47V70L46 69H44V71H42V73H43V75H42V73L41 72H38V74L40 73L42 76H40V78H42V77H49V74H50V70H48ZM141 70V69H140ZM5 71V72H4ZM40 71V70H39ZM115 71V70H114ZM182 71V70H181ZM248 71V72H249ZM4 72V76L3 75H1V73H3ZM9 72V73H10ZM24 72V71H23ZM27 72L29 73V74H27ZM140 72V71H139ZM178 72H179V74L181 73L180 72V70H178ZM254 72V73H253ZM14 75H16V76H13V74ZM49 73V74H48ZM141 73V72H140ZM48 74V76H46V75ZM164 74V75H165ZM178 74V75H179ZM29 75H30V77H32V78H30L29 77ZM165 75V76H166ZM177 75V76H178ZM3 76V77H2ZM28 76V77H27ZM16 77H18L17 78V80L19 79L20 80V84H18L19 82V80L18 81H16V82H18V83H15V82H13L14 81V79L16 78ZM176 79H175V78ZM14 78V79H13ZM29 78V79H28ZM39 78V83H40V79ZM10 79V80H9ZM47 79H49V78H47ZM46 79V80H47ZM9 80V81H8ZM44 80H45V78H44ZM43 80V81H44ZM160 80V79H159ZM181 80V79H180ZM183 80V79H182ZM37 81V82H38ZM48 81V80H47ZM46 81V82H47ZM145 81V80H144ZM30 82V83H29ZM37 82L35 83V84H37ZM13 83V84H12ZM34 82H32V84H33ZM181 83V82H180ZM1 84H3V82L1 83ZM0 84V89L1 90H3L4 89V87L5 86H3V85H1ZM18 84V85H17ZM22 84V87H19L20 85ZM32 84H30V85H32ZM33 85L32 87H33V89L34 88H36V85ZM48 84H50V86H51V84H52V87H50ZM48 84H46L44 87H45V89H43L44 87H43V85H42V89L44 90V91H46V87L48 86V90H49V88H53V85H55L54 83H48ZM57 84V83H56ZM142 84H143V82H142ZM144 86H146L147 85V82H146V84H143ZM153 85V84H152ZM17 86V87H16ZM24 86V87H23ZM27 86H28V88H27ZM37 86H39V84L37 85ZM144 86H143V89H145L144 88ZM149 86V85H148ZM13 87L15 88V89H13ZM182 87V88H181ZM3 88V89H2ZM31 88V89H30ZM58 88H60V86L57 84V87H56V90L58 91ZM146 88H147V86H146ZM149 88V87H148ZM153 88V87H152ZM151 88V89H152ZM18 91H17V90ZM19 89H21V90H19ZM27 89H29V90H27ZM37 89V88H36ZM41 89V88H40ZM41 89V90H42ZM155 89V88H154ZM234 89V87L232 88V90ZM7 90V89H6ZM14 90H16V92L14 91ZM26 90V91H25ZM47 90V91H48ZM51 90V89H50ZM53 90H54V88H53ZM178 90H179V93H178ZM4 91H5V89H4ZM40 91V90H39ZM38 91V93H40ZM153 91V90H152ZM30 92V91H29ZM148 92V91H147ZM1 93H3V91L1 92ZM9 93H6V94H8L9 95ZM21 93H20V95H19V93H18V96H17V98H15L16 100L17 99H20V98H23V99H26V100H23V102H19V100H15L14 99V97H16V95H14V97H13V95H11V97L13 98V100L16 102H14V101H11L10 99H12V98H10V95L9 96H7L6 94V96L7 97H4L3 96V98L2 97H0V104L1 103H3V101L7 98V99H9V101L7 102L6 100V103L8 104L9 102L10 103H12L13 104V102H14V104L16 105V106H12V104H8V106L10 105L12 108L14 107V109L13 110H15L14 112H16V111H18V112H16V113H13V112H11V110L10 109H8L7 107V111H9L10 110V112H11V114H10V112H8V116L10 117V120H9V118L8 117H4V116H7V115H5V114H7V111L5 110V108L3 109V107H5V105H2V108L1 109H3V110H5L6 112H5V114H4V116H3V110H1L0 111V115L2 114V116L4 117V119L5 118H7V120L8 121H10V124L12 125V123H13V125L12 126H10V129H11V131H12V128L11 127H13L14 125H16L15 123H19V122H17V120L18 119H20V116H17V115H19V110H18V107H21V106H17V103L19 102V103H24V102H28L29 101V96L27 97V96H24V95H26L25 93H23V97H22V95H21ZM37 92L35 93V94H38ZM42 93V92H41ZM70 93V92H69ZM72 93V92H71ZM156 93V94H157ZM185 93V92H184ZM233 93V92H232ZM34 94V90H33V94L32 95H35ZM149 94V93H148ZM155 94V95H156ZM0 95H2V94H0ZM72 94H69V96H71ZM19 96H21V97H19ZM36 96V95H35ZM35 96H34V100L32 99L31 100V106L29 105V107H33V104L34 103H36V101L38 100V96H39V94L36 96L37 98H35ZM150 96V95H149ZM179 96V97H178ZM27 97V98H26ZM33 97V96H32ZM148 97V96H147ZM152 97H155L154 95H152ZM186 97V96H185ZM184 98V97H183ZM187 98V97H186ZM4 99V100H3ZM35 99H37V100H35ZM148 99H150V97L149 98H147V100ZM151 99H153V98H151ZM22 100V99H21ZM145 100V99H144ZM147 100H146V102H143V105H145L144 103H146L147 104ZM172 100V99H171ZM4 101V102H5ZM34 101V102H33ZM150 101V100H149ZM154 101H156V102H154ZM187 101V100H186ZM181 103H182V101H180ZM179 102V103H180ZM185 102V101H184ZM189 102H191V101H188V103ZM18 103V104H19ZM167 103H169V104H167ZM172 103H174V100H172ZM150 104H149V106H150ZM178 104V103H177ZM184 104V103H183ZM185 104H187L186 102H185ZM192 103H190V105H191ZM20 105V104H19ZM25 105H26V103H24V105L22 106L23 108L21 109V111H23V109H24V107H25ZM139 105H140V103H139ZM189 105V104H188ZM187 105V106H188ZM189 105V106H190ZM9 106V107H10ZM187 106H185V108H187ZM188 106V107H189ZM10 107V108H11ZM17 107V108H16ZM26 107H28V106H26ZM172 107V106H171ZM174 107V106H173ZM181 107V104H180V106H179V108ZM192 107V106H191ZM150 108H152V107H150ZM149 108V109H150ZM176 108L178 109V106H176ZM182 108H184V107H182ZM190 108V107H189ZM26 110L28 109V108H25ZM144 109V108H143ZM147 109V108H146ZM177 109H175V110H177ZM231 109V110H230ZM12 110V111H13ZM29 110H30V108H29ZM28 110V111H29ZM225 110V109H224ZM28 111H26V112H28ZM145 111V110H144ZM149 111H150V113H149ZM159 111V112H158ZM172 111H173V109H172ZM185 111H186V109H185ZM184 111V112H185ZM189 111H190V109H189ZM2 112V113H1ZM24 112V111H23ZM175 112V111H174ZM175 113H177V114H180L179 113V111H177V112H175ZM186 113H188V110L186 111ZM143 114H145L144 112H143ZM11 115L13 116V117H11ZM221 115V114H220ZM2 116H0L1 118H0V121H3L4 123H5V127H8V125L6 126V122H8V121H4V119L2 118ZM14 116H16V117H14ZM23 116V115H22ZM64 117H65V115H63ZM63 116H61L60 117V120H61V118L63 117ZM19 117V118H18ZM176 117V116H175ZM18 118V119H17ZM144 118V117H143ZM146 118H145V120H146ZM178 118V117H177ZM182 118V117H181ZM184 118V117H183ZM219 118V117H218ZM221 118V117H220ZM13 119H14V121H13ZM22 117H21V122H22V124H23V121H22ZM141 120H142V117L140 118ZM12 120V121H11ZM47 120H50V119H46L43 123L45 124L46 122H47ZM59 120V119H58ZM59 120V121H60ZM63 120H64V118H63ZM148 120V119H147ZM221 120V119H220ZM220 120H218L217 119V121L219 122ZM51 121V120H50ZM50 121H48L47 123H49ZM67 121V120H66ZM65 120L63 121V123L65 122V123H67ZM225 120H221V122L223 123V122H226ZM3 122H0V123H3ZM12 122V123H11ZM21 122L19 123V124H17V131L19 132V130H21V129H19V126H21ZM146 122V121H145ZM159 122V126L157 125V123ZM60 123V127H62L61 129L62 130H64V129H66L65 128V123H64V125H63V123H62V120H61V122H59ZM61 123H62V125H61ZM144 123V122H143ZM142 123V124H143ZM162 123V122H161ZM197 124L199 123V122H196ZM52 124V123H51ZM142 124H138V127H139V125L141 126ZM145 124V123H144ZM197 124H196V128H197ZM54 125V124H53ZM55 125H56V122H55ZM68 125H69V121H68ZM67 125V126H68ZM162 125H163V123H162ZM215 125H217V123L215 124ZM218 125H219V123H218ZM221 125V124H220ZM219 125V126H220ZM1 126V125H0ZM2 126H3V124H2ZM42 126V125H41ZM46 126H48V124H46ZM50 126V125H49ZM58 126H59V124H58ZM159 128H158V127ZM201 126V125H200ZM52 127H54V126H52ZM60 127L59 128H56L55 129V131H59L60 130ZM69 127V126H68ZM137 127V126H136ZM217 127V126H216ZM3 128V127H2ZM1 128V129H2ZM9 128V127H8ZM16 128V126L13 128V129H15ZM42 128V127H41ZM47 128V127H46ZM64 128V129H63ZM70 128V127H69ZM194 129H195V126L193 127ZM222 128V127H221ZM0 129V130H1ZM6 129V128H5ZM50 129V128H49ZM54 129V128H53ZM198 129H199V125H198ZM16 130V129H15ZM15 130H13V132L15 131ZM52 130V129H51ZM66 130H68V129H66ZM192 130V129H191ZM195 130H197V129H195ZM8 131V130H7ZM6 130L4 131V128H3V130H1V132H3V133H1L0 134V139H2V137H3V135L7 132ZM23 132H27L26 130H22ZM50 131V130H49ZM71 131L72 130H69L68 132L66 131L65 132V138H66V133H71ZM51 132V131H50ZM53 132V131H52ZM64 132V131H63ZM190 132V131H189ZM195 132V131H194ZM194 132H192L191 131V133H194ZM221 132V131H220ZM22 133V132H21ZM55 133V132H54ZM61 133V132H60ZM8 134H10V135H12L11 133H10V131L9 132H7L4 136L6 137V135H8ZM58 134H59V132H58ZM63 134V133H62ZM131 134V133H130ZM135 134V133H134ZM217 134V133H216ZM52 135H54V134H52ZM64 135H62L63 136V138H64ZM133 135V134H132ZM211 135H212V133H211ZM214 135V134H213ZM50 136H51V134H50ZM55 136H58L57 135V132H56V135H54V138H56ZM191 136V135H190ZM133 137V136H132ZM52 138V137H51ZM50 138V139H51ZM58 138H59V136H58ZM63 138H61L60 137V139H63ZM210 139V140H211ZM3 140H4V137H3V139L2 140H0V142H3ZM55 140V139H54ZM57 140H59V139H57ZM209 140V139H208ZM25 141V140H24ZM56 141V140H55ZM132 141V140H131ZM158 141V142H157ZM161 141V140H160ZM188 141H190V140H188ZM191 141H193V140H191ZM23 142V141H22ZM135 143V144H136ZM189 143V142H188ZM207 143V144H206ZM2 143H0V145H1ZM25 144V143H24ZM23 144V145H24ZM133 144H134V142H133ZM159 144V143H158ZM192 144H193V142H192ZM21 145V149H25V147H26V145H24V146H22V143L20 144ZM160 145V144H159ZM133 146H135V145H133ZM22 147H24V148H22ZM157 148V147H156ZM3 149V148H2ZM2 149H0V155H2V156H4V154H3V150ZM3 152H2V151ZM153 150V149H152ZM24 151V150H23ZM154 151H156V152H158V150H156L155 149V147H154ZM21 152V151H20ZM26 152V153H25ZM5 153V152H4ZM24 154L26 155L27 154V156L29 157V153L27 152V150L25 149V151H24ZM204 154V153H203ZM5 156H7V155H5ZM16 156V155H15ZM18 156V155H17ZM19 156H21V155H19ZM27 156L25 157V156H23L24 158L23 159H26L27 158ZM9 157V156H8ZM156 157V156H155ZM166 157V156H165ZM168 157V156H167ZM18 159H19V157H17ZM163 159H162V161H157V162H159L160 164L159 165H163V167H164V165H166L168 168H165L166 170L167 169H169V170H171L172 171V173L174 174V175H176L177 176V181H178V179L181 177V175H182V165L181 164H177L176 163V161L172 158V160L173 161H175L174 162V165L170 162V160H168V159H164V157H162ZM8 159V158H7ZM15 159H16V157H15ZM33 160V161H31V160ZM128 159V158H127ZM1 160H3L2 158H1ZM1 160H0V166L2 165L1 164ZM5 160V159H4ZM23 162H25L24 160H22ZM30 161V162H29ZM126 161V160H125ZM22 162V163H23ZM26 163V162H25ZM24 163V164H25ZM31 163H33V164H31ZM193 163V162H192ZM23 164V165H24ZM39 164V163H38ZM42 163H40V165H41ZM158 164V163H157ZM158 165V166H159ZM190 165H192V164H190ZM200 165V164H199ZM39 166V165H38ZM37 166V167H38ZM43 166V165H42ZM158 166L156 167L157 169H159L160 170V168H158ZM165 166V167H166ZM29 167V169L32 171H30L29 169H27ZM41 167V166H40ZM3 167H0V170L2 169ZM39 168V167H38ZM155 168V169H156ZM156 169V170H157ZM161 169H162V167H161ZM165 169H163V170H161V171H159V175H163L164 176V174L163 173H161L162 171L164 172V170ZM5 170V169H4ZM17 170V169H16ZM29 170V171H28ZM166 170H165V172H166ZM3 170H1L0 171V173L2 172ZM48 171H50L49 169H48ZM149 171V172H148ZM152 171L154 172V168H152ZM157 171V172H158ZM5 172L6 171H4V176H6L7 177V179H5L3 176H2V174L3 173H1L0 174V186H2V184H3V182H4V184L3 185H7V181L9 180V177L8 176H10L11 178H13L14 179V181L15 182H17V184L15 185L13 182H10L9 183V185L12 183L13 185L11 186V187H13V186H15L16 188L18 187L17 185H19L20 186V184H21V180H20V183L18 182V180L16 181L15 180V178L17 179V177H15L14 178V174L11 176V174L9 175V173L7 172L6 174H5ZM47 172V171H46ZM148 172V173H147ZM18 173V172H17ZM34 173V174H33ZM20 174V175H21ZM35 174H37V176H39L40 175V177H35L34 175ZM153 174V173H152ZM15 175H16V173H15ZM157 173L155 172V176L157 177ZM159 175H158V177H159ZM44 178H43V177ZM57 176H59V175H57ZM56 174H55V179L56 180H58L56 177ZM147 176V177H148ZM154 176V175H153ZM153 176H151L152 178H154L153 180H156L155 179V177H153ZM2 177V178H1ZM22 177V176H21ZM146 177V176H145ZM158 177H157V179H158ZM20 178V177H19ZM41 178V179H40ZM151 178V179H152ZM160 178H161V176H160ZM165 177H163L161 180L164 182V179ZM3 179H5V180H3ZM21 179V178H20ZM26 179V178H25ZM25 179H22V180H24L23 181V183L21 184V186L25 183ZM47 181H46V180ZM54 179V177L53 178H51V180H53ZM54 179V180H55ZM150 179V180H151ZM166 179V178H165ZM1 180H2V182H1ZM139 180V179H138ZM149 180V179H148ZM153 180H151V181H153ZM199 180V179H198ZM11 181H13V180H11ZM28 181H29V179H28ZM141 181H142V179H140V183H139V186H140V184H141ZM146 181H147V179H146ZM150 181V182H151ZM156 181H158V182H161L159 179L158 180H156ZM156 181H154L155 183V185H156V187H151V186H143V189L142 188H140L139 189V191L138 192H136L138 189H136V191H134V195L135 196H133V197H137L138 196V200L140 201V200H142L141 202H145L144 204L146 205V208H145V210L147 209V214H148V216L149 217H152L153 218V215L155 214L154 213V209H155V205H156V203H154L155 202V200L156 199H161L162 198V194L164 193V191H165V189H163L164 187L163 186H165V185H163V184H161L162 186H160V188H162V191H161V189H159L158 190V185H159V183L157 184L156 183ZM30 182V181H29ZM29 182H27L26 181V184H24L22 187L20 186V188L19 189H24V187H25V185L26 186H28L29 184H31V183H29ZM162 182V183H163ZM19 183V184H18ZM56 183V182H55ZM67 183V182H66ZM134 183V184H133ZM145 182L144 181H142V184H144ZM149 183V182H148ZM28 184V185H27ZM49 184V186L51 187V189H49L50 187H47V185ZM122 184H119L120 186L122 185ZM146 184V183H145ZM153 184V185H154ZM164 184H165V182H164ZM34 185V186H35ZM67 185H68V183L66 184V188H68L67 187ZM195 185V184H194ZM36 186V187H37ZM69 186V185H68ZM3 187H6V186H3ZM10 187V186H9ZM14 187V189L15 190H17L16 191V193L18 194V192L19 191H22V190H18V189H16ZM29 187V186H28ZM37 187V188H38ZM55 187H57L55 184H54V188ZM122 187V186H121ZM130 187H131V189H132V191L130 192V193H127V191L128 190H131L130 189ZM1 188V187H0ZM27 187H25V189L24 190H26V191H28L30 188V192L32 193L33 191H34V187H33V185H30V188L27 190L26 189ZM32 188H33V190H32ZM118 188H120V187H118ZM138 188V187H137ZM154 188H155V190H154ZM2 189V188H1ZM1 189H0V192H1ZM7 189V188H6ZM5 189V190H6ZM14 189H13V191H14ZM57 189V188H56ZM4 190V189H3ZM2 190V191H3ZM10 190H12V189H10ZM32 190V191H31ZM156 190H158V191H156ZM8 191V190H7ZM25 191V192H26ZM37 190L35 189V192H36ZM5 193H6V191H4ZM29 192V191H28ZM28 192L27 193H25V195H27L28 197H31L30 195H33V194H28ZM29 192V193H30ZM34 192V193H35ZM38 192H39V190H38ZM41 192H42V190H41ZM129 192V191H128ZM163 192V193H162ZM15 193V192H14ZM22 193V192H21ZM24 193V192H23ZM127 193V194H126ZM166 193V192H165ZM10 194V193H9ZM13 194V193H12ZM39 194H40V192H39ZM61 194H65V193H61ZM133 194V193H132ZM131 194V195H132ZM167 194V193H166ZM16 195V194H15ZM15 195L13 196V197H15ZM20 195V193L17 195V196H19ZM42 195V194H41ZM40 195V196H41ZM45 195V194H44ZM47 195V196H48ZM126 195V196H125ZM127 195H129V196H127ZM165 195V194H164ZM163 195V196H164ZM11 196V195H10ZM34 196V195H33ZM49 196V197H50ZM65 196H67V195H65ZM35 197H37V196H35ZM126 197H128V198H126ZM129 197H131V198H129ZM161 197V198H160ZM40 198H44L43 197V195L40 197ZM46 198V197H45ZM67 198V197H66ZM31 199V198H30ZM35 199V198H34ZM38 199V198H37ZM36 199V200H37ZM42 199L41 200H39V201H37V203L36 204H38L39 202H41L42 201ZM64 199H65V197H64ZM127 199H128V201H127ZM133 199V198H132ZM134 199H136V198H134ZM46 200V199H45ZM65 200H67V199H65ZM69 200V199H68ZM67 200V201H68ZM161 200H163V198L161 199ZM135 201H137V200H135ZM35 202V201H34ZM34 202H33V204H34ZM43 202H44V200H43ZM69 202V201H68ZM73 202H75V204L73 203ZM59 203V204H58ZM70 203H71V200H70ZM40 204V203H39ZM42 205L43 204H45V203H41ZM58 204V205H57ZM79 204H80V206H79ZM134 204V203H133ZM135 204H141V203H138V201H137V203H135ZM158 204V203H157ZM60 205V206H61ZM72 205H77L79 208H74V206H72ZM142 205H143V203H142ZM16 207L15 208H17V205H15ZM45 206V205H44ZM46 206H47V204H46ZM55 206H57V207H55ZM141 206V205H140ZM140 206H139V208L138 209H140ZM144 206V205H143ZM143 206H142V208H143ZM157 206V205H156ZM37 207V206H36ZM40 208H42L43 206H39ZM64 207V208H63ZM76 207V206H75ZM83 207V206H82ZM137 207V206H136ZM18 208H19V206H18ZM63 208V209H62ZM106 209V210H104V209ZM80 211H79V210ZM137 209V208H136ZM19 210V211H18ZM48 211V209H45V211ZM65 210V209H64ZM67 210V209H66ZM86 210V209H85ZM144 210V209H143ZM157 210V209H156ZM15 211V213L18 211L19 213H20V209H15L14 210ZM49 211H50V209H49ZM56 211H57V209H56ZM58 211H59V209H58ZM95 211V210H94ZM137 211V210H136ZM18 212L16 213V215L14 214L13 215V213H12V211L10 212V214H9V212H6L7 214H6V216L9 218V217H14V216H17L18 215ZM54 212V211H53ZM60 213H62V215L60 214L59 216H63V212H61V211H59ZM144 212H146V211H144ZM144 212H143V214H144ZM48 213V212H47ZM52 213V212H51ZM55 213V212H54ZM67 211H66V215H67ZM84 213V214H83ZM94 212H92L91 214H93ZM110 213V212H109ZM108 213V214H109ZM132 213H133V215H132ZM2 213L0 212V215H1ZM22 213H20L19 215H21ZM69 214V213H68ZM71 214V213H70ZM69 214V215H70ZM85 214H89L90 216L88 217V215L86 216ZM104 214V213H103ZM111 214V213H110ZM120 214V213H119ZM142 214V215H143ZM147 214H144V215H147ZM157 214V213H156ZM10 215V216H9ZM112 215V214H111ZM136 215V214H135ZM159 215V214H158ZM57 216V214L55 215V218H57L56 217ZM72 216V215H71ZM105 216H106V214H105ZM70 217V216H69ZM76 217V218H77ZM96 217H98V219L100 220V221H98L97 220V218ZM103 217H104V215H103ZM112 217V216H111ZM154 217H155V215H154ZM59 218V217H58ZM57 218V219H58ZM63 218V217H62ZM65 218H67V216H65ZM77 218V219H78ZM101 218H102V224H99L100 222H101ZM105 218V217H104ZM148 218V217H147ZM68 219L69 218H67L66 220H67V222H68ZM80 219H78V220H80ZM90 219V220H89ZM92 219V220H91ZM119 219V218H118ZM144 219V218H143ZM150 218H148V221L147 222H149L150 220H149ZM93 220H95L94 222H93ZM97 220V221H96ZM131 220H134V221H132L131 222ZM61 221V220H60ZM65 221V219L63 220V222ZM71 221V219H69V222ZM116 221H117V219L116 220H114V222L116 223ZM140 220L138 219V222H139ZM62 222V221H61ZM66 222V221H65ZM65 222H64V224H65ZM67 223L68 225L70 224V223ZM86 222H84V223H86ZM110 222V223H111ZM137 222V221H136ZM135 222V223H136ZM143 222V221H142ZM146 222V220L143 222L144 224H145V226H149V225H147L148 223H145ZM156 222V221H155ZM57 223V222H56ZM58 223H60L59 221H58ZM104 223V224H103ZM113 223V222H112ZM111 223V224H112ZM114 223V224H115ZM62 224V223H61ZM61 224H56L57 226V229L59 228V225H61ZM117 224V225H118ZM149 224H151V222L149 223ZM72 225V224H71ZM68 226L69 227V233H68V235H67V231H66V234H64L65 235V237H66V235H67V238H65L64 236V240H69V235H72V234H75V233H70V231H72V230H74L75 228H76V231H77V227H74V228H72L71 229V227L72 226ZM88 225V224H87ZM101 225H105V228L103 227V226H101ZM116 225V224H115ZM125 225V226H124ZM135 225V224H134ZM62 227H63V225H61ZM60 226V228L59 229H62V227ZM65 226V225H64ZM89 226V225H88ZM141 226H142V224H141ZM178 226H180L179 228H178ZM12 227V226H11ZM65 227H67V226H65ZM121 227V228H120ZM122 227H124V229H125V231L122 229ZM135 227H137V226H135ZM109 228V227H108ZM138 228H140L139 226H138ZM150 228H151V226H150ZM175 228H177L178 230V232L176 231V230H174ZM12 229L13 230H11V232H10V228L8 229L9 230V232H7L8 233V235H9V233L11 234L12 233V231L14 232L15 230H14V226L12 227ZM57 229H56V231H57ZM66 229V228H65ZM71 229V230H70ZM114 229H116V228H114ZM141 229H144V228H142L141 227ZM149 229V228H148ZM28 230L29 229H26V231L28 232ZM130 230H132V232L133 233H131V231ZM30 231V230H29ZM75 231V230H74ZM115 231V230H114ZM123 231H124V236H125V234L127 233V237H125V238H123V236H122V238H121V236L120 235H122L123 234ZM15 232H17V231H15ZM14 232V233H15ZM33 232V231H32ZM32 232H31V234L29 233L28 235H26V236H31V238H33L34 240H37V237L39 238V236L36 234V231L34 232V236L32 235ZM59 232V233H58ZM57 233L59 234V236H60V232H61V234H62V232H63V229L62 230H60V231H58ZM115 232H117V230L115 231ZM77 233V232H76ZM140 233H142V232H139V234ZM16 234V233H15ZM14 234V235H15ZM24 234H27L26 232H24ZM97 234V235H98ZM7 235V236H8ZM35 235L37 236L36 238H34L35 237ZM141 235V234H140ZM23 236V235H22ZM62 236V235H61ZM129 236V237H128ZM145 236V235H144ZM13 237V234H12V236H11V238ZM25 237V235L23 236V238ZM142 237H143V233H142ZM7 238V237H6ZM10 238V235H9V243H8V241H6L7 242V245H9L10 244V241H11V243L13 242V240H14V237L11 239ZM23 238L21 237V240H23ZM29 238V237H28ZM97 238H98V236H97ZM97 238H96V240H97ZM140 238V236L137 238V239H139ZM167 238V239H166ZM8 239V238H7ZM26 239V238H25ZM32 239V240H33ZM101 239V238H100ZM39 240V239H38ZM42 240V239H41ZM27 241H29L28 239L24 242V241H22L23 243H26L27 244ZM31 241V240H30ZM155 241V240H154ZM1 242V241H0ZM5 240H3V242H1V243H3L4 245H5ZM21 242V243H22ZM31 242H33V241H31ZM30 242V243H31ZM100 242L102 243V244H100ZM106 244H108V245H105V243ZM29 243V242H28ZM29 243V244H30ZM36 244H38V242H35ZM96 243V242H95ZM94 243V244H95ZM14 244V243H13ZM34 244V243H33ZM2 245V244H1ZM0 245V246H1ZM28 245V244H27ZM31 246H34V245H32V244H30ZM12 246H14V245H12ZM12 246H10L9 245V247H8V249H4V247H6V245L2 248V246L0 247V251H3L4 250V252H3V254H2V252H0V264H13L14 262H11V260L13 261V260H17V262L15 261V263L16 264H29V261H30V256H27V255H25V253H27V251L24 253V255L25 256H27V259H22V258H20L19 257V254H18V256L16 255L17 253H15L14 254V252L15 251H13L12 252V250L10 251L9 249L10 248H12V249H14ZM163 246H164V248H165V246H167V251H162V250H164L163 249ZM21 247V246H20ZM23 247V246H22ZM25 247V246H24ZM92 247H93V245H92ZM109 247H111V248H109ZM26 248L27 247H25V249H24V251L26 250ZM32 248H34V247H32ZM166 249V248H165ZM75 250H77V249H75ZM87 250V249H86ZM88 250H89V248H88ZM22 251V250H21ZM28 251H29V248H28ZM78 251V250H77ZM77 251H75V252H77ZM93 251V250H92ZM31 252H33V255H34V249H32V251ZM67 252V251H66ZM71 252H74L73 251V249H72V251ZM70 252V253H71ZM90 252V251H89ZM21 253V252H20ZM29 253H30V251H29ZM36 253V252H35ZM82 254H83V252H81ZM14 254V255H13ZM21 254H23V253H21ZM32 253H30V254H28V255H31ZM61 254H63V253H61ZM65 254H69V252H67V253H65ZM74 255H75V253H73ZM73 254L71 253V256H70V254L69 255H66V257L67 256H70L69 258V262L67 263L66 261H65V263L64 264H79V262L78 263H76L77 261H79L78 259H81V257H79V256H81L82 254H80V251H79V253H76V255L77 254H79V255H77V256H75V258H72L71 259V257L73 256ZM15 255L17 256V257H15ZM32 255V256H33ZM94 255V254H93ZM14 256V257H13ZM21 256V255H20ZM85 255H83V257H84ZM22 257V256H21ZM24 257V256H23ZM35 257V256H34ZM34 257H33V259H32V257H31V260H33L34 261ZM65 256H64V259H68V258H66ZM78 257V258H77ZM86 257V256H85ZM13 258H16V259H13ZM61 258H63V257H61ZM87 258H88V256H87ZM86 258V259H87ZM64 259H60V257H59V259H58V261L59 260H64ZM76 259V260H75ZM89 259V258H88ZM82 260H84V259H82ZM82 260H81V262L80 263H82ZM33 261H31V263H33ZM61 262V261H60ZM86 262V261H85ZM95 261H93V263H94ZM30 263V264H31ZM62 263V262H61ZM89 263V260H88V262H87V264ZM34 264V263H33ZM63 264V263H62ZM84 264V263H83Z\"/></svg>",
    "mask_w": 264,
    "mask_h": 264
}]
</instances>
